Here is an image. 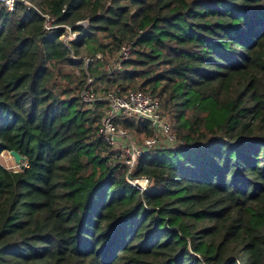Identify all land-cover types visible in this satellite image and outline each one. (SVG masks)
Returning <instances> with one entry per match:
<instances>
[{"label":"trees","instance_id":"obj_1","mask_svg":"<svg viewBox=\"0 0 264 264\" xmlns=\"http://www.w3.org/2000/svg\"><path fill=\"white\" fill-rule=\"evenodd\" d=\"M29 1L0 2V153L27 164L0 165V264H264V0ZM87 73L159 101L175 140L136 160L146 190L80 100Z\"/></svg>","mask_w":264,"mask_h":264},{"label":"built area","instance_id":"obj_2","mask_svg":"<svg viewBox=\"0 0 264 264\" xmlns=\"http://www.w3.org/2000/svg\"><path fill=\"white\" fill-rule=\"evenodd\" d=\"M0 2L6 7L7 11L12 12L17 2L26 4L31 8L35 6L29 0H0ZM46 19L45 27H50V20L47 14H43ZM87 20L78 21L75 25L85 26ZM65 33L61 38L68 42L75 36L71 32V27L64 25ZM132 52L131 44H124L113 55L110 64L106 65L107 71L112 73L121 69L122 63L130 58ZM74 60L76 58L72 56ZM96 58H101V54L98 53ZM84 60L85 65L92 62L93 59L89 57H81ZM93 78L88 74L85 85L79 93L80 100L91 105L95 102L104 103L103 114L100 119L97 133L107 143L110 150L116 151L118 159L128 166V172L133 168L136 160L139 156L157 144H172L174 137L170 133V124L160 114V103L157 99L153 98L150 94L141 90L131 91L128 93H121L119 87L113 90L98 91L92 86ZM124 115L127 117H133L136 119H145L152 124L157 122L156 132L153 137L146 138L140 144L131 134L127 133L124 129L118 127L115 124V119ZM118 160V161H119ZM25 160L22 161L21 166H26ZM128 181L139 188L143 189L148 183L147 177H141L139 179H128Z\"/></svg>","mask_w":264,"mask_h":264},{"label":"rangeland","instance_id":"obj_3","mask_svg":"<svg viewBox=\"0 0 264 264\" xmlns=\"http://www.w3.org/2000/svg\"><path fill=\"white\" fill-rule=\"evenodd\" d=\"M85 53H88V51L83 47L82 48V54L83 55L81 57H84L86 55ZM112 57L110 59H112ZM110 61L111 60H109L105 63L103 62V64L98 67V70L100 71V70L106 69L105 66L110 64ZM86 66H85V69L87 68ZM65 71L72 73L76 76L79 75V73H80V69L76 68V67H73V68L65 67ZM87 74H89V73H87ZM92 86L98 92V91H104L105 90L104 87L106 86V84L102 80L98 81L97 79L93 78ZM138 142L141 144L142 140L140 141L138 139ZM0 165L4 166L7 169L14 170V171L21 170V166H19L18 164L15 163L14 158L12 157V155L8 151H3L0 153Z\"/></svg>","mask_w":264,"mask_h":264},{"label":"water","instance_id":"obj_4","mask_svg":"<svg viewBox=\"0 0 264 264\" xmlns=\"http://www.w3.org/2000/svg\"><path fill=\"white\" fill-rule=\"evenodd\" d=\"M153 126H154L155 128L158 127L157 122H155V123L153 124ZM8 152H9V153L12 155V157L14 158L15 163L18 164L19 166H21V165H22V161L25 160V157L22 156L21 154H19L16 150H9ZM127 178H128V179H131V177H130V172L127 173ZM147 179H148V183H147L146 186L143 188V190H146V189L148 188L149 184H150L151 177H147Z\"/></svg>","mask_w":264,"mask_h":264}]
</instances>
